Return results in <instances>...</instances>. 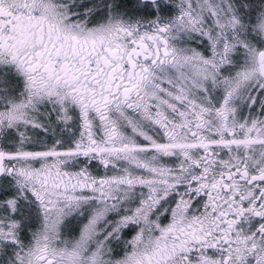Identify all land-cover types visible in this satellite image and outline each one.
<instances>
[{
    "label": "snow or ice",
    "instance_id": "6c2138e0",
    "mask_svg": "<svg viewBox=\"0 0 264 264\" xmlns=\"http://www.w3.org/2000/svg\"><path fill=\"white\" fill-rule=\"evenodd\" d=\"M0 264H264V0H0Z\"/></svg>",
    "mask_w": 264,
    "mask_h": 264
}]
</instances>
